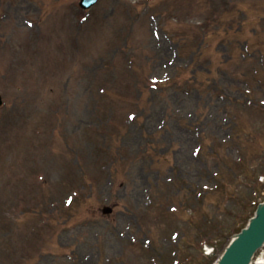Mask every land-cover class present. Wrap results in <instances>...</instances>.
Segmentation results:
<instances>
[{
  "label": "rangeland",
  "instance_id": "374dc122",
  "mask_svg": "<svg viewBox=\"0 0 264 264\" xmlns=\"http://www.w3.org/2000/svg\"><path fill=\"white\" fill-rule=\"evenodd\" d=\"M134 1L100 0L79 24L75 0H0V264H210L264 197L245 179L264 167V111L249 114L264 86L234 76L257 68L240 50H264V0ZM241 142L233 196L207 193Z\"/></svg>",
  "mask_w": 264,
  "mask_h": 264
},
{
  "label": "water",
  "instance_id": "95a60500",
  "mask_svg": "<svg viewBox=\"0 0 264 264\" xmlns=\"http://www.w3.org/2000/svg\"><path fill=\"white\" fill-rule=\"evenodd\" d=\"M264 240V204L247 228L226 249L218 264H248L252 253Z\"/></svg>",
  "mask_w": 264,
  "mask_h": 264
},
{
  "label": "bare ground",
  "instance_id": "6f19581e",
  "mask_svg": "<svg viewBox=\"0 0 264 264\" xmlns=\"http://www.w3.org/2000/svg\"><path fill=\"white\" fill-rule=\"evenodd\" d=\"M258 264H262V262H260V261H259V263H258Z\"/></svg>",
  "mask_w": 264,
  "mask_h": 264
}]
</instances>
